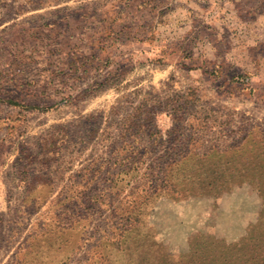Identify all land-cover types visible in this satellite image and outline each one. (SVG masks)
Masks as SVG:
<instances>
[{"label": "rangeland", "instance_id": "1", "mask_svg": "<svg viewBox=\"0 0 264 264\" xmlns=\"http://www.w3.org/2000/svg\"><path fill=\"white\" fill-rule=\"evenodd\" d=\"M252 6L264 1L0 0V264H115L131 227L177 256L197 233L237 241L258 222Z\"/></svg>", "mask_w": 264, "mask_h": 264}, {"label": "trees", "instance_id": "2", "mask_svg": "<svg viewBox=\"0 0 264 264\" xmlns=\"http://www.w3.org/2000/svg\"><path fill=\"white\" fill-rule=\"evenodd\" d=\"M255 181L262 190L263 181ZM212 184L214 182H209ZM126 231L136 236L125 243L120 240L111 243L117 252L115 264H264V206L258 222L249 226L239 240L227 241L197 233L189 238V250L177 256L160 242L149 239L144 233L146 229L131 227Z\"/></svg>", "mask_w": 264, "mask_h": 264}, {"label": "crops", "instance_id": "3", "mask_svg": "<svg viewBox=\"0 0 264 264\" xmlns=\"http://www.w3.org/2000/svg\"><path fill=\"white\" fill-rule=\"evenodd\" d=\"M235 1H237L239 3H242L245 0H234V2ZM248 1H250L252 4H258L261 1L263 2L264 0H248ZM255 8H257V6ZM255 8L253 6L249 7L250 10L258 11L259 13H261V15L264 14V8L258 9V10L255 9ZM14 45L15 44H12V43H3V46L6 47V48H9L10 52L13 51ZM5 65H9V68H10V73H9V75H7V79H9V82L11 84H13L14 86L20 85L21 84V80L23 79V75H24V72H23V69L21 67V64L19 65L18 63L13 62V61L10 60L9 62H6ZM39 67H41L40 70H41L42 74H44V75H46V73L50 70L47 66H45L43 64V62L40 64ZM44 75H42V77H44ZM40 82H41V84L42 83L43 84L45 83L46 85L48 84L47 81L46 80L44 81L43 79Z\"/></svg>", "mask_w": 264, "mask_h": 264}]
</instances>
